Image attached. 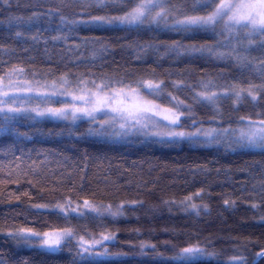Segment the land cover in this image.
Returning a JSON list of instances; mask_svg holds the SVG:
<instances>
[{"label":"trees","instance_id":"trees-1","mask_svg":"<svg viewBox=\"0 0 264 264\" xmlns=\"http://www.w3.org/2000/svg\"><path fill=\"white\" fill-rule=\"evenodd\" d=\"M64 1L69 0H0V76L23 68L28 82L65 84L66 79L65 85L75 89L84 86L81 81L114 86L152 81L160 83V102L173 96L193 108L195 118L187 126L226 129L249 118L264 119V79L257 71L231 58L187 50L209 46L227 52L218 41L230 38L219 35V29L183 33L155 25L71 24L69 20L88 21L121 10L76 3L67 8ZM172 4L192 8L191 0L182 4L172 0ZM255 39L246 52L238 51L259 63L264 59L259 43L264 37ZM173 45L177 50L171 49ZM250 83L257 86V100L245 92L236 102L232 85L247 88ZM204 85L223 96L215 105L236 107V116L227 111L221 117L211 111L213 104L197 97L206 90ZM32 101L30 106L39 100ZM204 106L209 109L200 115ZM197 195L207 207L205 213L195 216L177 207ZM85 201L102 208L124 205L123 215L66 216L41 209ZM261 218L264 150L229 151L194 141L144 137L112 141L91 136L86 121L19 118L0 131V264H179L171 257L197 245L214 256L198 264H228L234 257H244L243 264H264ZM65 228L85 239L111 237L109 253L118 256L81 258L74 240L53 253L17 244L9 235L22 229L43 234Z\"/></svg>","mask_w":264,"mask_h":264},{"label":"snow or ice","instance_id":"snow-or-ice-1","mask_svg":"<svg viewBox=\"0 0 264 264\" xmlns=\"http://www.w3.org/2000/svg\"><path fill=\"white\" fill-rule=\"evenodd\" d=\"M8 3V0H4ZM72 3L79 4L84 8L97 7L101 9H119L121 11L115 15H97L92 16L88 21L69 20L68 23H95L98 25H108L112 27L138 28L141 26H153L157 28L163 26L172 31L183 33H194L199 31L217 32L219 35H227L230 39L227 42L218 41L229 50L227 52L218 51L216 48L209 46H192L187 49L191 52L211 53L218 58L234 59L239 66H251L250 70L257 71L262 79H264V59L259 63H254L247 55L238 49L243 48L246 52L256 42L257 37H264V0H191V10L184 9L181 5L172 4V0H70ZM187 0H181V4ZM180 13V15H176ZM203 13V14H201ZM37 14H33L35 17ZM169 16H174L173 23H169ZM33 17H29V20ZM17 20H23L17 17ZM64 21L65 17L61 16ZM11 22V21H10ZM20 35V33H17ZM260 46L264 49V39L259 41ZM182 47V46H179ZM178 46H171L172 50H177ZM24 69L15 68L12 71L0 76V114L2 122H0V131H4L9 127L17 116H27L30 113H35L38 117H48L54 120H71L75 122L80 118H89L91 121L99 123L100 128L106 126L113 129L118 126L122 131L115 133L118 136H127L133 133L144 136H155L161 139H184L194 136H204L208 143L213 142V137L223 134L231 135L234 142L240 147L259 148L264 150V119L252 121L250 118L247 123L238 126L237 128L221 129L217 133L216 129H208L201 131L197 129L192 132L181 130L180 116L173 113L172 117L165 116L168 124H161L154 117L158 114L157 105L152 101L146 100L144 95L137 89L144 88L148 90V94L156 96L159 93L160 83L152 81H141L139 84L126 85L123 82H117L118 86L112 83L101 82L97 84L91 82L92 87L87 88L88 82L81 81L77 85L75 94L68 87L64 91L57 92L56 85L53 84L51 90H43L46 85H40L39 82L35 86L31 82L23 79ZM67 84V80H64ZM257 86L249 84L247 88L239 85H232L231 92L234 100L240 102L247 93L253 101L257 100L258 96L254 89ZM205 91L197 93V97L202 101H207L210 104H217L220 100V94L216 91L208 90L209 86L204 85ZM92 89H95L94 91ZM127 89V91H125ZM44 97L42 101H37L36 106H30L32 96ZM71 96L73 101L82 102V106L77 103H63L60 107L45 106L41 108L40 103L45 105H53L55 102L48 97L54 96ZM223 95H228V90L223 92ZM22 97H26L22 99ZM175 99V98H173ZM165 111H170L166 109ZM97 113H103L102 118H98ZM111 113V115H109ZM30 119L33 117L29 116ZM241 120H245L244 117ZM90 134L103 135L99 130L89 129ZM27 135V133H20ZM189 200L191 197L188 198ZM84 206L90 211L96 212L98 215L102 213L95 207L90 206L87 201ZM191 207L195 210L197 206L192 204ZM61 212L65 209L57 204ZM75 211V209H73ZM110 215L120 214L119 209L112 212L109 208ZM80 215H84L83 212ZM16 240L17 244L34 245L35 241L29 237L38 236L40 234L31 231L30 229H22L16 233H9ZM44 238L39 241L40 246L47 247L50 252H58L62 250V243L66 247L68 243L74 239V233L71 228H65L62 232L44 233ZM109 237L105 236L104 239ZM82 240V238H81ZM144 247V246H142ZM154 247V246H152ZM95 244L90 247H84L81 243V251L77 255L84 257L87 253L89 258L108 257L107 249L94 251ZM212 254L206 253L202 248L197 246H189L183 248L171 259L178 261L179 264H198V261ZM260 255H264L262 252ZM236 260L237 258H232ZM244 261V257L238 258Z\"/></svg>","mask_w":264,"mask_h":264},{"label":"rangeland","instance_id":"rangeland-1","mask_svg":"<svg viewBox=\"0 0 264 264\" xmlns=\"http://www.w3.org/2000/svg\"><path fill=\"white\" fill-rule=\"evenodd\" d=\"M61 5L60 1H57V4ZM63 4L67 7V8H70L74 5V3L70 2V0L68 2H63ZM176 15H180V13H177ZM174 16H169V23H173L174 21ZM33 86L36 85V83H32ZM40 85H46L47 88L43 89V90H51L52 89V86L53 84H40ZM56 85V91L57 92H62L64 91V88L65 87H68L67 85L65 84H55ZM82 87H85L82 86ZM92 85H87V88H91ZM70 91H73V93L75 94L76 92V89L75 88H72L70 87L69 88ZM93 91L95 89H92ZM125 91H127V89H125ZM137 91L141 92L143 95H144V98L146 100H150L153 102V104L157 105L158 108L156 109V111L158 112V114L154 117V119L158 120L161 124H165L167 125L168 124V120L164 119L165 116H169V117H172L173 113L175 114H178L180 116V124L182 125V129L183 131H186V132H192V131H195L197 129H200L201 131H206L208 129H216L217 130V133H220V130L221 129H225V128H217V127H213V126H207V125H198V126H194L193 123H191L189 126H187V124L185 125V123L187 121H190L191 119L195 118L194 115H193V112H192V107L187 105L186 103L182 102L181 100H177L175 97L173 96H168V97H165V102H160L159 101V98L158 96H152L150 94H148V90L147 89H144V88H140V89H137ZM158 93H160V89L156 90ZM223 94V93H222ZM22 98H26V97H22ZM175 98V99H173ZM220 98H223L222 95H220ZM32 99H36V100H39V101H42L43 99H45L44 97H39V96H35L33 95L32 96ZM48 99H51L52 101H54L55 103L53 105H45L43 104L42 106L39 105L41 108L45 107V106H55V107H60L63 103H68V104H71V103H77L78 105L82 106V102L80 101H73L72 100V97L71 96H54V97H48ZM207 102V101H205ZM36 105L32 106V107H35ZM236 106V104H235ZM200 107V106H199ZM166 109H170V111H165ZM207 109H209L208 107L204 106L203 108V111H201V114L200 115H203V113H207ZM211 111L213 112H217L219 115H221V117L224 115V114H227V111L230 112V113H233L232 115L236 116L234 113L236 112L237 108L236 107H221V106H218V105H213L211 108H210ZM196 114H197V110H195ZM2 115L3 114H0V118H2ZM103 113H97V116L98 118H102L103 117ZM109 115H111V113H109ZM29 116L33 117V119H30ZM234 121H235V118L234 117ZM19 118H28L31 122H34V121H38V120H51V121H56V122H67V123H71V124H78L80 122H83V121H86L89 123V129H93L94 131L95 130H99L100 132H103L104 134L103 135H96V134H90L91 136H94V137H97V138H100V139H106V140H116V141H128L130 140L131 138L133 137H144L145 139H157V140H168V141H194V142H200L202 144H204L205 146L206 145H217V146H223L225 148H227L229 151H235V150H262V149H259V148H249V147H240L238 146L235 142H234V139L233 137L229 134L227 136L223 135L222 133L219 134L218 136H214L213 137V142L211 143H208L206 142L207 141V138L204 137V136H194V137H191V138H184V139H167V138H164V139H161L159 137H155V136H144V135H140V134H136V133H133V134H130V135H127V136H118L116 135L115 133H119L120 131H122L118 126H116L114 129L112 127H105L103 129L100 128V124L99 123H96V122H93L91 121L89 118H80V119H77L75 122L71 121V120H54V119H51V118H48V117H38L35 115V113H30L28 114L27 116H24V115H21V116H17L15 120L19 119ZM247 123V122H245ZM245 123H238V125H235V126H231V127H228L226 129H229V128H237L238 126L242 125V124H245ZM202 200V197L201 195H197L195 197H191V199H186L185 201H183L182 203H180L179 205H177V207L179 209H181L182 212L184 213H187V214H191V215H195V216H199L203 213H205L207 211V207L205 206V204H203L201 202ZM88 204L90 206H95L102 214L101 215H98L96 212H92L89 210V208L85 207L84 206V202L83 203H80V204H75V205H67V206H62L64 207L65 211L64 212H61L58 208L56 207H41V209H45V210H57V212L59 213H62L66 216L68 215H76V216H84V215H96V216H107V217H113V218H119L123 215V209H124V205L122 206H119L117 208H111L110 207V210L112 212H115L117 211V209H119V212L120 214L118 215H110L109 214V207H106V208H102L100 206H96L90 202H88ZM192 204H195L197 206V208L194 210L191 205ZM73 209H75V211H73ZM83 212L84 215H80V213ZM260 221L264 222V218H261ZM53 232H56V233H59V232H62V231H53ZM53 232H47V233H53ZM44 234V233H43ZM43 234H40L38 236H33V237H29V239H31L32 241H35L37 243H35L34 245H28L29 247L30 246H35L36 248H40V249H47V247H42L40 246L39 244V241L42 240L44 238ZM74 241H76L81 249V243H83V246L84 247H90L92 246L93 244H95V248L93 249L94 251H101L103 249H107V252L109 253V250H108V247L107 245L109 243H111L113 241V239L109 236L108 239H104L105 236H100L98 238H89V239H85V238H82V237H79L78 235L74 234ZM82 238V240H81ZM63 244V243H62ZM85 256H87V253H84ZM116 256L118 255H113V254H110L109 253V256L108 257H96V258H92V259H99V258H116ZM88 257V256H87ZM214 256L213 255H210V256H206L204 258H202L203 260H211L213 259ZM201 259V260H202ZM228 264H243L242 261L240 260H233V261H228L227 262Z\"/></svg>","mask_w":264,"mask_h":264}]
</instances>
